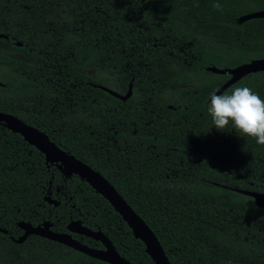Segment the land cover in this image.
Here are the masks:
<instances>
[{
    "label": "trees",
    "instance_id": "1",
    "mask_svg": "<svg viewBox=\"0 0 264 264\" xmlns=\"http://www.w3.org/2000/svg\"><path fill=\"white\" fill-rule=\"evenodd\" d=\"M260 9L264 0H0V111L98 171L171 264H264V208L234 190L264 192V145L211 125L210 94L229 75L206 70L264 57V17L236 22ZM129 83L125 100L99 87L124 94ZM235 87L264 99V71L222 93ZM56 188L81 216L44 200L61 198ZM69 215L128 261L154 264L106 199L0 123V264H109L40 236L13 240L19 221L61 232Z\"/></svg>",
    "mask_w": 264,
    "mask_h": 264
},
{
    "label": "water",
    "instance_id": "2",
    "mask_svg": "<svg viewBox=\"0 0 264 264\" xmlns=\"http://www.w3.org/2000/svg\"><path fill=\"white\" fill-rule=\"evenodd\" d=\"M261 17H264V9L244 13L236 18V22L243 23L249 19ZM0 37H5V35L0 33ZM16 44L20 45L19 42ZM206 70L218 74L229 75V78L217 89V91H215L216 94H221L227 87L243 76L249 73L264 71V57L254 58L234 67H216L214 65H209L206 67ZM99 87L121 100L127 99L132 93L131 83H129L127 91L124 94H120L104 86ZM0 123L10 131L18 133L24 141L41 152L46 164H55L65 177L75 174L79 179L85 181L96 193L106 199L114 211L118 213L127 224L132 235L144 244V250L154 264H171L153 231L147 226L144 220L134 212L131 206L122 198L110 182L98 171L94 170L71 153L59 148L45 133L26 124L12 114L0 111ZM234 190L252 197L257 207L264 208V192L237 188H234ZM44 200L53 206L58 205V202L51 199L50 196H45ZM51 225L52 223L49 220H44L37 225L19 221L17 222V226L22 230V234L17 238H13V240L16 243H21L27 236L36 235L61 243L87 256L109 264H134L117 252L111 241L102 231L91 230L83 226L79 220L70 221L66 226L67 232H56L50 229ZM0 231L6 233V230L1 227ZM71 233L81 234L99 241L103 245V249L88 247L74 239Z\"/></svg>",
    "mask_w": 264,
    "mask_h": 264
},
{
    "label": "clouds",
    "instance_id": "3",
    "mask_svg": "<svg viewBox=\"0 0 264 264\" xmlns=\"http://www.w3.org/2000/svg\"><path fill=\"white\" fill-rule=\"evenodd\" d=\"M219 2L213 8L223 11ZM211 125L218 130L229 124L244 136L253 138L257 144L264 145V99L249 87H235L230 92L210 94L207 108Z\"/></svg>",
    "mask_w": 264,
    "mask_h": 264
},
{
    "label": "flooded vegetation",
    "instance_id": "4",
    "mask_svg": "<svg viewBox=\"0 0 264 264\" xmlns=\"http://www.w3.org/2000/svg\"><path fill=\"white\" fill-rule=\"evenodd\" d=\"M47 166L49 167V169L52 168V169L57 170V171L62 175L61 171L58 170V168L56 167L55 164L48 163ZM50 167H51V168H50ZM73 175H75V174H72V175L67 176V177L64 176V177H65V178H68V177H71V176H73ZM62 176H63V175H62ZM77 177H78V176H77ZM78 178H79V177H78ZM80 180H81V179H80ZM67 191H68V190H67ZM67 191H62V190H61V191L59 192L58 188H56V192H57V193H58V192L60 193L61 198H60V196L57 197V198H52L50 192H48L46 196H50L51 199L56 200V201L58 202V205H56V206H54V207L59 206V204L61 203V202H60L61 199H65V201L63 200V203L65 204V203H67L66 201H68V206H70L71 209L76 210V215L78 214L79 216H81V213L79 212L78 208H77L73 203H71V201H70V200H71V196L68 195V194L66 193ZM58 195H59V194H58ZM51 205H52V204H51ZM72 220H79L83 226L87 227V226L83 223V220H82L81 217L73 218V217H71V215H69V220H68L67 224L65 225V229H66V231H61V232H67V231H68L67 228H66V226H67L68 223H69L70 221H72ZM87 228H89V227H87ZM50 229H52V225H51ZM89 229H91V228H89ZM91 230H94V229H91ZM95 230H99V229H95ZM71 236H72L74 239L78 240L79 242H81L82 244H84V245H86V246H88V247L95 248V249H103V245H102L99 241H98V242H99L100 246H91V245H88L87 243H84V242L82 241V239H83L82 237H87V236H84V235H81V234H76V233H71ZM88 238H89V237H88ZM90 239H91V238H90ZM91 240H93V239H91ZM93 241H96V240H93ZM89 243H91V242H89ZM100 261H101V260H100ZM103 262H104V261H103Z\"/></svg>",
    "mask_w": 264,
    "mask_h": 264
},
{
    "label": "rangeland",
    "instance_id": "5",
    "mask_svg": "<svg viewBox=\"0 0 264 264\" xmlns=\"http://www.w3.org/2000/svg\"><path fill=\"white\" fill-rule=\"evenodd\" d=\"M229 67V66H228ZM80 262H83L84 260L83 259H79Z\"/></svg>",
    "mask_w": 264,
    "mask_h": 264
}]
</instances>
